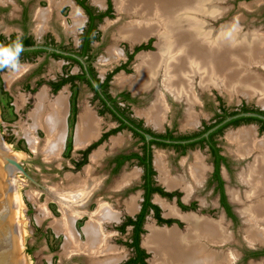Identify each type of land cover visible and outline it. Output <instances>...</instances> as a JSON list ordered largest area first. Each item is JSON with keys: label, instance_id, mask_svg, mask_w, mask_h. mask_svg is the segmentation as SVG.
Here are the masks:
<instances>
[{"label": "flooded vegetation", "instance_id": "obj_1", "mask_svg": "<svg viewBox=\"0 0 264 264\" xmlns=\"http://www.w3.org/2000/svg\"><path fill=\"white\" fill-rule=\"evenodd\" d=\"M12 3L11 0L10 5H15L17 11L12 21L19 31L5 34L2 32L0 26V47L17 48L20 46L21 48L44 46L51 48L53 51L30 50L2 54L0 55V66L4 65L6 67L9 64L8 60L10 56H28L29 58L27 60H30L32 57L45 54L44 62L39 65L33 73V76L27 82V85L30 86L31 79L41 75L49 59L53 58L62 61L57 77H50L47 81L35 79V85L37 88L43 85L39 93L44 91V96L51 102L61 95L65 97V133L59 159L67 162L62 157L69 158L70 161L67 163L72 165L71 169L74 172H81L79 177L83 176L82 178H85L89 173L91 176H95V180L92 182L93 184L87 190L83 187L77 191L90 194L86 201L83 200L84 207H81L82 209L79 208L81 216L77 220H84L90 213L89 208L98 204V201L93 202V200H96L97 194H121L122 196L128 194L140 195L138 199L136 197L133 198V200L135 199L134 202L136 205L134 212L129 213L125 211L126 215L129 214L128 217L122 216V212H120L119 219L112 223L119 225L117 226V230L121 233L131 228L129 242H125L124 245L132 251V254L131 256L127 254L118 263L148 264V254L142 248L141 241L145 233V220L150 214L157 221V226H166L164 229L174 228L180 232L185 231L186 223L180 218L168 216V214L167 218L162 216L161 211L163 207L157 202V200H161V202L175 207L180 214L196 215L212 222H221L224 225L226 228L225 234L228 239L226 238L227 241L222 244H210V250L208 252L211 254L217 253L223 256L225 254L230 255V252H233L236 256L230 264H264V262L261 263L264 261V245H254L246 238L247 223L241 213L242 205L239 201V198L242 201L241 197L243 194H245V198L243 199L245 201L246 194L251 190L250 185L243 178V173H246L249 167V165H246V161L251 159L253 161V156H239L236 152L239 157L236 154L235 156H228L225 153L223 142L220 139L224 130L228 127H238L242 123H248L249 121L239 123H232V121L212 132L208 137H204L206 133L220 125L230 116L243 112L258 111L242 107V109L233 113L216 112L212 124H209L200 121L198 114L194 112V105L197 103V100H195L194 105L191 106L190 113L192 117L194 114L196 115L197 123L195 126H189L186 123L185 126L187 129L197 128V130H194L190 134H182L179 133L178 123L173 122V120L170 121L172 112L169 110V98L167 95L172 96L174 100L176 97L174 98V95L164 88V91L167 93L165 96L168 111L154 112L160 113L161 123L159 127H156L152 123L155 126L152 128L148 126L150 122L143 119L145 117L144 115L141 114L142 116L139 117L131 109V107L139 102L140 97L124 91L115 95L111 92L113 80H116L114 77L121 72L129 73V66L133 58L140 53L148 54L145 51L151 49V40L146 44L135 47L132 52H125L123 50L121 60L124 62L113 70L105 72L102 77L98 74L94 64L98 53L96 51V43L100 35L99 25L105 18L112 16L111 3L107 1L108 6L105 10L101 11L94 8L89 0H63V5L59 8L52 9L54 11H52L53 15L57 13L56 10H60L61 14V11L65 7L71 8V10L75 9V11L79 12L78 14L80 15L78 17L83 23H79V18L73 21L74 28H72V31L76 32H71L79 34L78 45L74 47L68 46L62 36L60 40H57L54 34L48 31V26L43 32H40L38 29L37 33H39L34 35L31 31L33 17L29 5L23 0H20L19 4ZM42 11L44 12L45 10L41 9V13ZM2 12L6 13L7 11L6 9L0 8V21ZM138 48L140 50L137 51ZM55 50L66 53L67 55L59 54ZM78 58L82 59L84 64ZM5 60L8 61L7 64L4 63ZM37 88H29L30 93H36ZM38 94L35 97L33 96L35 102ZM177 102H179L181 107L183 105L186 106L188 116L189 104L187 100L182 98ZM150 112L152 111H147L143 114L146 115ZM84 113L91 114V117L98 127H96L97 131L94 133V136L88 139L86 143L82 142L83 144L81 143L79 145L77 143V133L79 126H81V118ZM262 114L264 115V113ZM261 128L263 127L261 126ZM262 132H264V128ZM127 134L135 140L133 147L130 149L125 148L123 144V136ZM43 135L45 136L44 132ZM146 135H150L152 139L148 140ZM197 150L205 152L206 156L202 154V156L200 154L195 155V151ZM93 156H95L94 159ZM159 156L163 158L165 172H162L157 166ZM196 156H199L202 161L197 160L195 162ZM242 165H245L243 169ZM133 166L136 168L133 172L134 175L128 171ZM65 167L63 166V169ZM196 167L201 170V173L199 178L195 180ZM98 174H102L104 178L102 180L99 179V177H96ZM127 176L131 180L124 182V178ZM165 176H168V178H180L181 183L174 184L175 186L173 185L169 188L162 180ZM184 184L190 185L192 189L190 191L183 190ZM232 185L236 188L235 190L231 189ZM147 194H151L150 203L160 211L158 213L159 217H156V212L150 208L143 223L142 229L144 233L141 235L140 249L147 255L145 257L144 255L136 253L134 248L129 247V244L132 242L131 238L135 230V225L129 224L128 222L130 219L133 222H138L139 216L144 209ZM195 194L208 195L203 200H197L194 198ZM230 194H237L238 201L232 200ZM83 201L81 202L83 203ZM169 202H173V204ZM199 206L201 210H199ZM81 211H86V213ZM122 218L125 220L123 221ZM240 225H243L245 229L246 236L244 238L238 234ZM230 230L234 232L231 233ZM241 243L244 245L242 250L239 249ZM139 256L141 257V261L133 263ZM79 258H83L87 263L83 255H79Z\"/></svg>", "mask_w": 264, "mask_h": 264}, {"label": "bare ground", "instance_id": "obj_2", "mask_svg": "<svg viewBox=\"0 0 264 264\" xmlns=\"http://www.w3.org/2000/svg\"><path fill=\"white\" fill-rule=\"evenodd\" d=\"M49 1L51 7L38 15L40 32L46 29L45 23L50 18L51 10L63 5V0ZM93 1L96 4L103 2V0ZM114 2L118 12L130 19L119 29L118 39L136 44L147 40L150 36L157 38V52L139 55L138 64L135 66L137 76H119L118 85L129 86L134 92H140L157 85V78L162 76L164 88L178 100L182 98L187 100L189 126H195L197 123L196 115L192 117L190 113L191 106L197 100L195 92L197 79L200 89L214 87L227 92L230 96L257 97L264 106V81L253 70L256 65L264 67V35H242L236 25L214 30L211 22L222 18L223 0H115ZM79 22L83 23L81 20ZM108 54L110 59L106 60V63L109 61V64L123 55L121 50L115 48L109 50ZM7 77L12 82L17 76ZM162 97L157 98L149 110L153 113L146 114L157 125L161 123L160 113L154 112L166 110ZM65 108L63 95L51 102L44 96V91H41L36 97V107L29 115L32 124L23 131L32 150L44 155L49 162H57L60 157L65 133ZM91 116L88 113L82 115L81 126L77 133L79 145L82 142L86 143L97 131L98 126ZM38 129L45 132L44 142L34 136V132ZM254 131L252 128H244L228 137L239 156H253V162L249 164L247 172L243 173V178L250 185L251 190L246 194L245 201H241L240 198L239 201L242 205L241 213L247 223V240L254 245H264V140L258 139ZM8 155L10 154L0 148V164ZM157 166L165 172L162 156H159ZM195 172L196 180L201 170L196 167ZM89 175L90 173L87 176ZM79 180V184L82 185L83 181ZM130 180L128 176L124 178V182ZM162 180L169 188L181 183L180 178H168V176ZM80 185H71L68 189L60 187L49 192L51 197H56L62 204L64 218L57 220L53 226L65 236L64 255H83L88 264H117L126 253L110 244L109 234L104 225L116 222L120 212L105 207L98 210V213L90 215L91 220L84 229L86 241L80 240L74 229L76 219L81 216L79 204L81 199L86 197L83 196L85 193L77 194ZM191 189L190 185H183V190ZM5 198L9 219L12 221L13 214L21 203L19 204L15 194L13 196L5 194ZM231 198L238 201L237 194H231ZM134 200L127 203L126 211L129 213H133L136 209ZM157 202L167 211L168 216L178 217L184 221L186 229L180 232L174 228L159 229L153 224L147 226L148 234L144 238L143 246L154 253L153 264L233 262L236 256L233 252L223 256L208 252L210 244H222L227 241L226 228L221 222H212L191 214H180L172 205L161 200ZM42 213L47 216L43 209Z\"/></svg>", "mask_w": 264, "mask_h": 264}, {"label": "rangeland", "instance_id": "obj_3", "mask_svg": "<svg viewBox=\"0 0 264 264\" xmlns=\"http://www.w3.org/2000/svg\"><path fill=\"white\" fill-rule=\"evenodd\" d=\"M23 1L29 5L32 11L33 23L31 24V31L34 33V35H37L39 33H37L38 28L40 27L38 25V15L41 14V9L47 10L51 7L50 1ZM107 1L108 3H111L113 13L112 16L105 18L104 21L99 25L100 35L99 40L96 43V51L98 53L96 55L94 63L96 70L101 77L105 72L113 70L122 62H124L123 60H121V58L123 57L122 55L120 59H116L110 64L109 61L106 63V60L110 59L108 51L112 48L121 50L123 54V50L125 52H132L135 47L146 44L151 40V49L145 52H147L148 54L157 52V38L155 36H150L149 38H147V40L136 44H132L130 42L117 38L119 29L123 25L128 23L130 19L118 12L115 6V0H103L102 4H96L93 0H89L90 4L93 5L94 8L101 11L105 10L108 6ZM10 2L11 0H0V8L6 9L7 11L6 13H1L0 21L2 32H4L5 34L13 31H19L12 21L14 19V16L17 14L16 6H11ZM12 2L14 4H19L20 0H12ZM221 6L224 8L222 18H220L218 21L211 22V27L214 30H218L221 27H233L236 25L237 28L240 29L242 35H264V0H223V2H221ZM52 11L53 10H51L49 20L45 24V27L48 26V31L51 32V34H54L57 40H60V37L62 36L66 44L70 47L78 45L79 34L72 33L76 32L72 31V28H74V19L79 18V12L75 11V9L71 10V8L68 7L63 8L61 14L60 10H56L57 13L55 15H53L54 11ZM80 20L81 19H79L78 21ZM141 54L146 53H140L138 54V56ZM45 56L46 55L43 54L37 57H32V59L30 60H27V58H29L28 56H10L8 60L9 64L0 73V137L2 138L7 148L11 151L12 155L17 158L18 162L21 163V165L24 167L25 171L31 178L29 179L25 177L20 172L15 176L14 194L17 197L19 204L21 203L20 206L16 209L15 214L20 228L25 264H87L88 262L86 263L83 258H79L78 254L72 256L64 255L65 236L62 233L58 232L53 226V224L57 220H61L64 218V213L62 212L61 206L62 204L58 199H56V197H51L49 195V192L58 190L60 187H65L66 189H68V187L71 185H80L78 182L79 178V181H83V184L78 187L77 191H79L83 187L87 189L90 187V185L93 184L92 182H94L95 176L93 177L90 174L89 177L87 175L86 177L84 176L85 178H82L83 176L79 177L81 172H74L73 169H71L72 165L67 163L68 161H70L69 158L65 156H63L62 158H64L67 162H63V159H59L57 160V162L47 161L44 155L37 154L32 150L31 145L26 135L24 134L25 132H23L29 127V125L32 124V120H30L29 115L36 107L35 98H33V96L35 97L43 87L42 85L37 88L35 85V79L47 81L50 77H57L61 68V60L53 58L49 59L46 67L41 72V75L34 77V79H31L30 86L32 87V89L37 88V92L31 94L29 89L31 87L27 85V82L33 76V73L36 71L39 65L44 62ZM138 56H135L130 63L129 73L121 72L122 74L119 73L120 75L118 74L114 77L116 80H113L111 92L113 93V95H115L121 91H124L129 92L134 96L140 97L141 99L139 100V102L131 107V109L135 112V115L139 117L144 115L145 117H143V119L147 122H150V124L148 123V126L152 128H154L155 126L159 127L160 125H157L155 122H153L151 117L146 116L143 113L149 111L155 104L157 98H159L160 96L162 97V95L166 112L168 111L165 96V94L167 93L164 91L163 77H158L156 80L157 85L153 86L151 89L140 92H134L129 86L124 87L118 85L117 83V78L119 76H137L135 66L138 64ZM256 66L257 67H254L253 69L254 72H256V74H258V76L264 81V67L258 65ZM15 75L17 77H14ZM7 76H13L14 80L10 82L7 79ZM198 83L199 80L197 79L195 84V92L198 98L197 103L195 104L196 106L194 105V112L198 114V117L202 122L212 124L216 112L233 113L239 111L240 109H242V107L256 111H264V106H262L263 104L259 102V99L257 97L249 98L243 95L230 96L227 92L220 91L219 89L214 87H211L209 89H200ZM167 96L169 98V103L167 102L170 106L169 110L172 112V118H170V121L173 120V122L178 123L180 129L179 133L190 134L194 132V130L196 131L197 128L187 129L185 126L187 123L186 106L183 105L181 107L179 102H177L179 100H177L175 97L174 100L169 94ZM244 128L254 129V133H256L257 138L260 140H264V132H262L263 128H261V125L258 122L242 123L238 127L230 126L224 130L220 138L223 142L222 144L224 146L225 153L228 156H235L236 154V147L233 146L232 142L229 140L228 135L236 133L238 132V130H242ZM43 132L44 131L42 129H38L34 132V136L41 140V142H44V140L46 139V135L44 136ZM123 138V144L125 148H132L135 140L132 139L129 134L123 136ZM197 154L206 156L205 152H200L198 150L195 151V155ZM197 160L202 161L199 156H196L195 162ZM251 162H253L252 159L246 161V165L248 166L249 164H251ZM63 166L66 167L63 169ZM243 167H245V165H242V169ZM135 170L136 168L133 166L128 171L129 173L133 174ZM69 177H71V179ZM96 177H99V179L101 180L104 178L102 174H98ZM231 189L235 190L236 188H234V185H232ZM80 193L81 192H77V194ZM89 195L90 194L85 193L83 196L86 197L82 198L81 201H83V199L84 201H86ZM206 195L208 194H195L194 198L197 200H203L206 198ZM138 196L140 195L128 194L126 196H122L121 194H97L96 200H93V202L98 201V204L89 208V218L87 216L84 220L76 219L74 223V229L79 235V238L83 242L86 241L84 229L87 223L91 220L90 215L96 214V212L98 213V210L100 211L105 207H111L112 209L122 212V216L128 217L129 214L126 215L125 213L127 203L129 201H132L135 197L138 199ZM241 198L243 200L245 198V194H243ZM83 203L80 202L81 205L79 204V207H82V205L84 207ZM169 203L173 204V202ZM42 209L47 213V216L43 215ZM199 210H201V207L199 208ZM81 212L86 213V211ZM161 212L162 216L164 218H167V211L163 209ZM122 220L124 221L125 219L122 218ZM156 222L157 221L155 220L153 215L150 214L146 218L144 224L145 233L142 236L141 245L148 254V264H153L152 261L154 253L150 252L146 247L143 246L144 238L148 234L147 226L149 224H153L158 228H166V226H157ZM117 226H119L117 225V223H106L104 225L106 232L109 234V242L112 246L126 252V255L128 254V256H131L132 251L124 245L125 242H129L131 236V228H128L124 233H121L117 230ZM244 230V226L240 225L238 228V234L242 238L246 236ZM232 232L234 231L232 230ZM239 247V249L242 250L244 248V245L241 243ZM263 262L264 261H262L261 263Z\"/></svg>", "mask_w": 264, "mask_h": 264}, {"label": "water", "instance_id": "obj_4", "mask_svg": "<svg viewBox=\"0 0 264 264\" xmlns=\"http://www.w3.org/2000/svg\"><path fill=\"white\" fill-rule=\"evenodd\" d=\"M20 49L21 50L19 52L30 50L53 51L51 48L44 46L21 47ZM55 52L67 55L66 53H62L60 51L55 50ZM8 53H17V48L0 47V55ZM78 59L84 64L82 59ZM260 112L264 111L260 110ZM260 112H243L230 116L220 125L214 127L206 133L204 137H208L212 132L216 131L220 127L237 119L251 118L264 121V115ZM146 137L148 140L152 139L150 135H146ZM0 148L10 154L6 156L4 162L0 164V264H25L19 224L16 214H13L12 221L9 219L5 194L14 195L15 176L17 173L20 172L25 177L29 179L31 178L21 163L18 162L17 158L12 155L11 151L7 148L1 137Z\"/></svg>", "mask_w": 264, "mask_h": 264}, {"label": "trees", "instance_id": "obj_5", "mask_svg": "<svg viewBox=\"0 0 264 264\" xmlns=\"http://www.w3.org/2000/svg\"><path fill=\"white\" fill-rule=\"evenodd\" d=\"M93 20V18H92ZM140 50V48L137 49V51ZM4 65H1L0 66V71H3L4 70ZM260 112V111H258ZM260 113H264V112H260ZM243 121H256L258 122L259 124H261V126L264 128V121H261V120H258V119H238V120H235L233 121L232 123H239V122H243ZM150 195L151 194H147L146 196V202H145V205H144V209H143V212L141 213V215L139 216V219H138V222H133L131 219L129 220V224H134L135 225V230L133 231V235H132V242L129 244V247L130 248H134L136 253L138 254H141V255H144L145 257H147V255L144 253V251H142L140 249V240H141V235L144 233V230L142 229L143 227V223H144V220H145V217L146 215L148 214V210L150 208L154 209V211L156 212V217H159L158 213H159V209L156 207V206H153L151 203H150ZM162 195H166V194H162ZM141 261V257L139 256V258H137L133 263H136V262H140Z\"/></svg>", "mask_w": 264, "mask_h": 264}, {"label": "clouds", "instance_id": "obj_6", "mask_svg": "<svg viewBox=\"0 0 264 264\" xmlns=\"http://www.w3.org/2000/svg\"><path fill=\"white\" fill-rule=\"evenodd\" d=\"M20 50H21V49H20V46H18V47H17V53H18ZM4 63H5V64H7V63H8V61H7V60H5V61H4Z\"/></svg>", "mask_w": 264, "mask_h": 264}]
</instances>
